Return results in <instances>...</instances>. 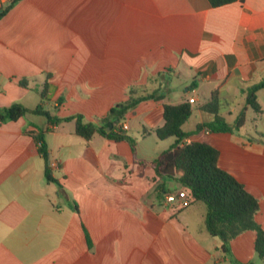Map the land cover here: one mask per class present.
I'll return each instance as SVG.
<instances>
[{"label":"crops","instance_id":"obj_1","mask_svg":"<svg viewBox=\"0 0 264 264\" xmlns=\"http://www.w3.org/2000/svg\"><path fill=\"white\" fill-rule=\"evenodd\" d=\"M8 3L0 0V7ZM262 80L264 0L218 7L207 0L18 1L0 19V109L40 105L52 118L81 115L96 124L131 88L163 99L126 114L134 151L99 134L85 140L74 121L51 125L28 113L0 122V264H231L205 229L206 209L185 210L201 202L166 204L165 194L183 187L140 162L175 140L154 133L164 105L193 98L182 126L193 132L211 120L199 107L216 92L220 118L232 127L244 112L243 125L204 128L184 142L218 151L217 166L257 199L254 220L264 231V88L256 92L258 114L243 93ZM134 128L137 137L129 134ZM39 131L46 161L33 139ZM152 135L153 147L144 142ZM158 184L166 193L154 190ZM254 240L253 231L237 235L229 242L232 256L264 264Z\"/></svg>","mask_w":264,"mask_h":264},{"label":"trees","instance_id":"obj_2","mask_svg":"<svg viewBox=\"0 0 264 264\" xmlns=\"http://www.w3.org/2000/svg\"><path fill=\"white\" fill-rule=\"evenodd\" d=\"M20 0H9L5 7H0V19ZM212 7H218L236 0H207ZM48 77V74H47ZM21 87L27 86V80L19 81ZM48 84L45 82L40 95L44 93ZM264 88V80L250 86L243 93L245 102L255 113H260L256 92ZM160 101L162 95L147 94L137 96L131 88L128 99L110 108L105 118L98 123L84 122L81 115L67 118H52L47 112L41 110L40 105L33 110H27L19 104L0 109V122L15 121L24 115H43L48 124L56 125L60 122L74 121V132L79 137L89 140L94 134H99L109 140L126 141L131 150L134 151L135 141L126 135L119 124L124 121L127 113L131 112L140 102L145 100ZM200 110L211 118L209 122L199 123L193 132H185L183 124L191 115V107L188 101L177 105H164L163 125L155 129L154 133L159 140L173 137V144L163 151L157 158L140 162L142 165L150 166L155 175L163 180L178 182L185 191L190 203L201 202L205 206L204 226L209 236L218 238L221 242L220 250L224 258L231 264H243L238 262L231 254L229 242L244 231L255 233L254 251L258 258L264 259V231L255 222L254 216L258 211V202L249 194L233 176L217 166L218 151L203 142L184 140L196 131L207 129L210 132H231L238 130L245 121L244 112L235 119L232 127L228 126L218 115L219 101L216 92H211L210 98L203 103ZM48 128L45 130L47 131ZM37 144L39 155L46 161L47 151L44 140V131H39L33 136ZM47 181H53L47 167L45 168ZM154 190L166 193L161 184L155 186ZM244 264H253L251 262Z\"/></svg>","mask_w":264,"mask_h":264},{"label":"built area","instance_id":"obj_3","mask_svg":"<svg viewBox=\"0 0 264 264\" xmlns=\"http://www.w3.org/2000/svg\"><path fill=\"white\" fill-rule=\"evenodd\" d=\"M188 102L193 103L195 102V100L193 98H189ZM118 126L121 130L127 129V125L125 123L121 122ZM164 202L166 204L177 205L178 207H181V208L186 207L190 204V201L184 190H179L176 192L165 194Z\"/></svg>","mask_w":264,"mask_h":264},{"label":"rangeland","instance_id":"obj_4","mask_svg":"<svg viewBox=\"0 0 264 264\" xmlns=\"http://www.w3.org/2000/svg\"><path fill=\"white\" fill-rule=\"evenodd\" d=\"M183 90H184V87L182 88V91H183ZM200 100H202V97H201V96H200ZM192 107L195 108V107H196V104H195V105H192ZM135 131H137L136 128L132 129V130L129 132V134H130L132 137H137V134H135ZM155 138H156V137H155L154 135H152V137L146 139L144 142H145L146 144H148L149 146L153 147L152 142H153V140H156ZM166 145H167V143H166ZM174 185H176V184L174 183L173 185H171V187L174 186ZM199 204H200V205H193V206L191 205V206L185 208V210H194V211H195V210H199V209H201V208H205V206H204L203 203H199ZM198 206H200V207H198Z\"/></svg>","mask_w":264,"mask_h":264}]
</instances>
